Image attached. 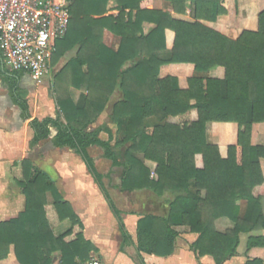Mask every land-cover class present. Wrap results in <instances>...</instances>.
Segmentation results:
<instances>
[{
    "label": "trees",
    "instance_id": "obj_1",
    "mask_svg": "<svg viewBox=\"0 0 264 264\" xmlns=\"http://www.w3.org/2000/svg\"><path fill=\"white\" fill-rule=\"evenodd\" d=\"M153 1L71 0L66 34L56 41L49 63L55 69L72 54L52 77L56 119H31L26 93L17 85L25 73L7 71L0 56L1 81L21 118L29 121L30 148L47 140L54 128L53 147L68 149L81 159L117 221L123 245L132 243L130 236L89 148L102 149L112 167H122L123 190L171 195L166 219L148 216L137 222V264H144L141 254L171 256L179 238L175 227L197 235L188 245L196 258L208 256L213 264H224L238 256L241 235L247 236V252L264 249V234L253 235L264 232L262 197L253 194L264 186V146L251 144L253 126L264 130V10L256 31H243L231 40L201 23L226 17L225 0H162L171 4L174 14L190 17L193 23L153 9ZM110 2L115 16L109 15ZM143 23L153 25L147 35ZM167 30L174 33L173 46L161 57ZM104 31L119 38L116 51L103 44ZM168 65L187 66L186 89L175 77H160L161 68ZM216 68L224 70L223 79L206 76ZM72 89L81 94V102H73ZM117 92L120 96L110 113L115 137L106 126L90 130ZM193 110L196 121L191 120ZM152 117L159 124L146 126L144 121ZM169 117L177 124L164 122ZM209 123L237 126L236 144L227 147L226 158L207 143ZM101 133L107 141L99 138ZM114 140L121 153L110 147ZM198 155L202 168L195 163ZM11 174L25 204L15 219L0 223V262L11 247L19 264H53L56 254L58 264L91 262L90 254L97 250L84 238L80 218L51 178L27 159L14 163ZM240 201L246 204L243 213ZM223 218L233 226L221 233L215 222ZM244 264L264 261L246 258Z\"/></svg>",
    "mask_w": 264,
    "mask_h": 264
},
{
    "label": "crops",
    "instance_id": "obj_2",
    "mask_svg": "<svg viewBox=\"0 0 264 264\" xmlns=\"http://www.w3.org/2000/svg\"><path fill=\"white\" fill-rule=\"evenodd\" d=\"M109 7L111 9L109 15H117V11L113 10V2H110ZM223 7L228 12L226 17L220 18L215 23H201L228 39L236 40L243 31L257 30L258 15L264 10V0H225ZM153 9L168 12L173 18L181 21L194 22L190 17L174 14L171 4L162 0H154ZM152 29V24H142L145 35ZM102 37L103 44L106 47L113 51L118 49L120 42L118 37L108 31H104ZM173 41L174 33L167 30L165 32L166 50L160 53L159 56L166 57L169 54ZM68 60L69 55L64 62ZM3 68L11 71L6 65ZM187 75L186 65H168L160 70L161 78L166 76L177 78L181 89L187 88ZM206 76L223 79L224 70L216 68L207 73ZM44 78L40 83H35L29 75L23 74L17 80L18 88L26 93L25 100L31 119L40 121L46 118L56 119L58 113V107L52 93V78H49L48 82ZM70 96L74 103L81 102L82 96L78 91L70 90ZM119 96L118 92L115 93L111 98V104ZM107 109L108 106L105 111ZM109 109L111 113V106ZM104 112L100 117L104 115ZM191 120H197L195 110L191 111ZM164 122L177 124V119L169 117ZM95 123L93 127H90V130L101 126V123ZM144 124L152 126L159 123L156 118L152 117L145 120ZM56 133L54 128H50L49 138L30 148L29 143L33 138V132L29 127V121L21 118V111L14 104L9 90L2 83L0 77V223L15 219L24 210L25 199L22 190L13 179L11 167L14 163L27 159L32 162L35 169L51 178L63 200L71 205L80 218L83 224L84 238L97 250L96 253L90 254L91 262H98L99 264H137L135 251L137 222L148 216L166 219L169 202L172 200L171 195L166 193L158 197L147 190H123L121 188L123 171L119 174L117 180L111 181V177H114L113 172L118 168L122 169V167H112L110 165L111 167L107 171H103L99 166L102 159L96 158L92 154L93 148H100H89V155L93 158L97 171L104 176L103 184L115 207L121 212L123 224L130 236L132 243L123 245L117 221L81 159L68 149L53 147L52 139ZM99 138L106 141L108 137L106 134L101 133ZM206 140L208 144L216 145L219 148L221 157L226 158L227 147L236 144L237 126L235 124L209 123L206 126ZM251 144L253 146H264V130L261 126H253ZM102 158H104L103 154ZM195 163L197 168H202L201 156L195 157ZM145 165L151 171L154 169L152 163L145 162ZM151 175L153 176V174ZM253 194L262 197L261 202L264 209V186L255 189ZM48 201H52L50 196H48ZM237 205L240 207V212L243 213L245 210L243 206H246L245 202L240 201ZM232 226L233 224L224 218L215 222L216 230L221 233L232 228ZM174 230L178 233L179 238L176 241L173 254L167 258L141 254L144 264H213L210 257L196 258L188 250V245L196 240L197 235L189 233L185 227H175ZM260 234H264V232L253 235ZM242 236L244 235L240 236V240ZM247 257L250 258L248 254ZM58 259L59 254H56L53 258V264H58ZM245 261L244 259L240 260L238 252L237 257L224 264H244ZM0 264H19L15 258L13 247L10 248L7 258L1 261Z\"/></svg>",
    "mask_w": 264,
    "mask_h": 264
},
{
    "label": "built area",
    "instance_id": "obj_3",
    "mask_svg": "<svg viewBox=\"0 0 264 264\" xmlns=\"http://www.w3.org/2000/svg\"><path fill=\"white\" fill-rule=\"evenodd\" d=\"M70 3L71 0H0V56L6 67L40 83L49 69L56 41L66 34Z\"/></svg>",
    "mask_w": 264,
    "mask_h": 264
},
{
    "label": "rangeland",
    "instance_id": "obj_4",
    "mask_svg": "<svg viewBox=\"0 0 264 264\" xmlns=\"http://www.w3.org/2000/svg\"><path fill=\"white\" fill-rule=\"evenodd\" d=\"M72 56V55H71ZM70 57V56H69ZM65 62L63 61L61 63L60 66H58L57 68L55 69H51L49 68L45 77V81L48 82L49 81V78L51 79L54 75V73L64 64ZM110 106H111V103H109L108 105V109L104 112V115L102 117H100L99 121L96 122V123H101V126L102 125H106L109 129H111V132L113 134V137H115L116 135V131H117V128L115 127L114 124H112V122L110 121V118H109V113H110ZM157 119V118H156ZM95 123V124H96ZM94 125H92L93 127ZM100 126V127H101ZM106 139V138H105ZM108 139V138H107ZM107 141V140H106ZM114 141H112L110 143V147L112 148V150H115V151H118L119 153H121L123 151V149H115L114 147ZM92 154L96 157V158H99V159H102L100 162H99V166L100 168L103 170V171H107L111 166L110 162L104 158H102V154H103V150L102 149H97V148H93L92 149ZM123 170L120 168H118L117 170H115V172H113L114 174V177L112 176L111 177V181L112 180H117V178H119V174L122 172ZM243 209H245V206H243ZM254 234H257V233H254ZM259 234V233H258ZM246 240H247V236L244 235L241 237V240H240V245L238 247V252H239V258L240 260L241 259H244L246 260L247 257V254L250 258H260L264 261V249H251L249 250V252H247L246 250Z\"/></svg>",
    "mask_w": 264,
    "mask_h": 264
}]
</instances>
